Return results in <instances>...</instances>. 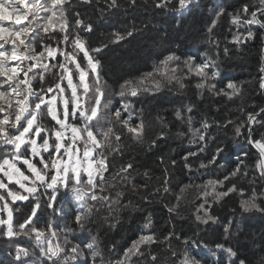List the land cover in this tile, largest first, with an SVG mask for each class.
I'll return each instance as SVG.
<instances>
[{
	"label": "snow or ice",
	"instance_id": "1",
	"mask_svg": "<svg viewBox=\"0 0 264 264\" xmlns=\"http://www.w3.org/2000/svg\"><path fill=\"white\" fill-rule=\"evenodd\" d=\"M81 2L92 4L94 0ZM128 2L132 6L137 4V0ZM173 2L153 0V6L157 9L182 11L188 9L195 0H175L177 7L170 9ZM105 3L109 9L120 6L118 0H105ZM73 9L72 0H0V211L7 212L6 219L0 218V225L6 226L3 234L9 239L21 234H35L40 256L32 264H136L142 258H145L144 264H163L158 254L151 250L152 245L158 243L154 231L142 233L120 258L112 260L105 257L96 236L82 241L81 247V244L69 240V234L74 229L67 224L61 228L59 223L54 224L52 220L45 219V227H37L36 224L41 222V198L47 197L43 206L51 209L57 219L68 215L65 210L74 198L78 206L72 219L84 230L101 207L110 211L114 205L126 207L120 203L124 195L122 189H127L129 185L133 191L137 189L133 183V163L129 161L120 164L118 168L114 164L115 157L123 155L124 140L143 144L146 133L151 131L152 137L148 140L151 149L168 134L169 123L166 117L157 114L146 119L144 108L137 109L133 98L143 93L158 92L173 83L179 89H184L188 86L185 81L193 76L197 78L194 85L196 89H207L212 95H223L229 100L241 94L242 86L234 81L229 80L226 88L218 90L215 83H210L220 75L219 40L213 30L225 9L221 7L215 13L206 30L205 42L216 49L212 55L204 53L203 59L197 63L194 56L181 59L170 52L153 66L152 71L125 80L119 85V91L115 94L121 97L123 103L118 108H112V100L107 97L109 86L103 79L102 63L98 57L109 44L127 41L142 29L137 28L133 21L123 31L108 33L106 42L101 41L100 47H94L89 42V37L95 31L93 24L90 19L86 22L81 13ZM100 11L103 15L104 10ZM228 15L230 23L237 30L245 28L244 33L237 31L233 34L231 42L237 45L246 43L256 36L249 26L258 25L264 29V19H261L264 17V0H249ZM228 51L227 47L223 48L225 54ZM259 71L262 74L259 87L264 89V64ZM193 107L186 106L183 113L180 109L175 112V118L189 126L188 142L202 143V152L206 146L208 129L213 124L225 128L231 125L235 138L243 137L247 144L257 150L253 165L256 176L252 177L251 183L255 184L257 176L264 181V133L254 138L253 130L255 124L264 125V121L257 120L260 113H264V107L259 112H248L246 119L239 123L228 119L220 125L215 118L209 121L203 117L200 127L195 129L192 128L193 116L190 115ZM45 118L48 124L44 123ZM178 135L184 136L185 133L180 132ZM223 151V148L217 147L213 157L207 164L201 162L200 168L215 164ZM196 155L198 153L190 151L183 157L185 167L189 170L191 165L188 159ZM243 156L247 157L248 153L243 152ZM237 161L236 166L222 179L184 185L168 211L179 214L186 190L194 187L197 189L196 198L203 197L195 214V220L201 225L218 222L219 218L211 212V205L232 193L241 196L239 207L242 213H264V185L259 190L252 188L244 198V189L238 188L234 181L237 177L247 178L249 170L240 156H237ZM175 163L172 161L173 165ZM144 175L148 176V173ZM167 184L168 180L165 179L162 189L156 188L150 195L155 196L161 190L169 192ZM143 187L147 188V185ZM61 188L65 190L64 198L57 206ZM210 196L211 200L208 199ZM17 201L29 204L22 222L14 224V211L19 212L20 208L17 206L14 209L11 205ZM151 227L152 220L148 217L144 228ZM232 227L231 222L223 226L225 241L229 240ZM58 231L65 233L64 242L53 245L47 234L56 238ZM174 236V232H169L163 237V242L167 244L168 262L201 264L189 251L208 247L200 238V231H194L192 236L183 239L175 236L183 245L180 253L170 243ZM42 238L44 245L40 243ZM215 248L227 254L228 264H245L244 260L235 259L237 251L232 246L218 242ZM29 254L28 248L18 247L15 259L21 264H29L26 259Z\"/></svg>",
	"mask_w": 264,
	"mask_h": 264
},
{
	"label": "trees",
	"instance_id": "2",
	"mask_svg": "<svg viewBox=\"0 0 264 264\" xmlns=\"http://www.w3.org/2000/svg\"><path fill=\"white\" fill-rule=\"evenodd\" d=\"M72 2L73 11L80 12L86 22L90 19L94 26L95 31L89 37V42L94 47H100L101 41L106 42L108 33L123 31L125 26H130L133 21L137 28L142 29L127 41L120 44H109L99 54L102 76L109 86L107 97L112 100V108H118L123 103L121 97L115 94L119 91L121 83L152 71L153 66L170 52H174L181 59L194 56L197 63L203 59L204 53L212 55L216 49L205 42L206 30L221 7L225 9V13L219 18L213 30L214 36L219 40L220 75L210 83H215L218 90L226 88L228 81L231 80L242 86V92L239 96H234L232 100L223 95H212L207 89H196L194 85L197 78L193 76L185 81L188 86L184 89H179L173 83L162 87L158 92L143 93L133 98L137 109L144 108L146 119H151L157 114L162 115L166 117L169 129L167 136L157 141L151 149L148 147V140L152 137L151 131L146 133L143 144H137L130 139L124 140L123 155L116 156L114 164L118 168L120 164L132 162L133 183L137 185L135 191L130 185L127 189H122L124 195L120 198V203L126 207L114 205L112 211L101 207L100 212L94 214L85 229L81 230L72 219L78 206L74 198L65 210L68 215L63 219H57L51 209L43 206V201L47 199L45 196L41 198V222L36 226L44 228L45 219L52 220L54 224L59 223L61 228L67 224L74 229L69 234V240L81 244V247H83L82 241L96 236L105 257L112 260L120 258L142 233L154 231L157 234L158 243L153 244L151 250L158 254L163 264H170L167 260V244L163 242L164 236L169 232H174L175 236L183 239L199 230L200 238L208 247L206 249L193 248L189 251L191 256L201 261V264H228L227 254L215 248L218 242L232 246L237 251L235 258L237 261L244 260L245 264H264V213L256 211L242 213L239 207L241 196L238 193H232L211 205L212 214L219 218L215 224L201 225L195 220L196 207L202 202L203 197L196 198L197 189L194 187L186 190L179 214L168 211L184 185L202 184L208 179H222L238 163L237 156L244 160L249 170L247 178L237 177L234 181L238 188L244 189V198L250 194L252 188L259 190L261 185H264V181H261L258 176L255 184L251 183L252 177L256 176L253 165L257 150L247 144L243 137L235 138L231 125L225 128L213 124L208 129L206 146L201 152L200 148L203 144H190L188 142L190 139L189 126L175 118L177 109L183 113L186 106H194L190 115L193 116L192 128L195 129L200 127L203 117H207L209 121L215 118L220 125L228 119L239 123L240 120L246 119L248 112H259V109L264 107V89L259 87L262 75L259 68L263 63L264 55L262 51L264 49V29L258 25H251L249 27L256 33L254 39L239 45L231 42L233 34L237 31L244 33L245 28L240 27L237 30L236 26L230 23L228 13L235 12L249 0H195L188 9L182 11L157 9L153 6V0H137L136 6L130 5L128 0H118L120 6L113 9L108 8L105 0H94L92 4H84L81 0H72ZM176 7L174 0L170 9ZM101 9L104 10L103 15H101ZM224 47L229 50L227 54L223 52ZM257 120L264 121V113H260ZM44 123H49L47 118ZM253 130L254 138H259V135L264 133V125L255 124ZM180 132L185 135L179 136ZM217 147L223 148L224 151L217 157L216 163L207 168H200L201 162L207 164L208 160L213 157ZM10 150L7 149V151ZM190 151L198 153L188 159L191 170L185 167L183 160V157ZM243 152H247L248 156L244 157ZM172 161L176 163L173 165ZM145 172L148 176L144 175ZM165 179L168 180L169 192L164 193L161 190L155 196L150 195L156 188L162 189ZM143 185H147V188ZM64 191L61 188L57 206L63 202ZM112 195L115 198L114 191ZM85 199L87 200V197ZM208 199L211 200V196ZM89 203L92 202L89 201ZM28 204L29 202L26 201H17L15 205H11L14 209L17 206L20 208L19 212L14 211V224L22 222L28 211ZM0 216L6 219V212L2 211ZM105 217L108 218L107 221ZM148 217L152 220L151 229L144 228ZM229 222L233 225L232 234L229 240L225 241L223 226ZM4 232H6V226L0 225V264H21L15 259L18 247L29 249L30 254L26 258L29 264L37 260L40 252L36 247L34 233L28 236L21 234L9 239L3 234ZM47 235L54 245L57 242L61 244L64 242L65 233L62 231L57 232L56 238H51L50 234ZM175 236L170 243L180 253L183 245L181 240H177ZM40 243L44 245L43 238ZM144 259L137 261L136 264H144Z\"/></svg>",
	"mask_w": 264,
	"mask_h": 264
},
{
	"label": "rangeland",
	"instance_id": "3",
	"mask_svg": "<svg viewBox=\"0 0 264 264\" xmlns=\"http://www.w3.org/2000/svg\"><path fill=\"white\" fill-rule=\"evenodd\" d=\"M5 212H6V210H5ZM2 214V211H0V215ZM6 215H7V212H6ZM0 218H2L1 216H0ZM7 218V217H6Z\"/></svg>",
	"mask_w": 264,
	"mask_h": 264
},
{
	"label": "built area",
	"instance_id": "4",
	"mask_svg": "<svg viewBox=\"0 0 264 264\" xmlns=\"http://www.w3.org/2000/svg\"><path fill=\"white\" fill-rule=\"evenodd\" d=\"M262 64H264V55H263V63ZM53 243V242H52ZM54 245V244H53Z\"/></svg>",
	"mask_w": 264,
	"mask_h": 264
}]
</instances>
